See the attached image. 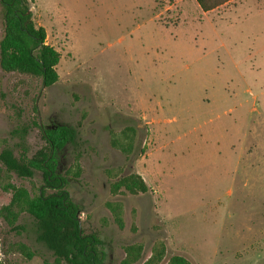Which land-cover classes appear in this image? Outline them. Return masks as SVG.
I'll return each mask as SVG.
<instances>
[{"label":"rangeland","instance_id":"obj_1","mask_svg":"<svg viewBox=\"0 0 264 264\" xmlns=\"http://www.w3.org/2000/svg\"><path fill=\"white\" fill-rule=\"evenodd\" d=\"M255 1L208 13L196 0L32 3L60 54L59 80L43 89L0 67V152L19 157L15 129L30 128L32 158L46 146L45 129L75 128L59 170L83 232L102 242L104 264H264V15H225ZM3 33L0 7V42ZM124 131L129 154L113 144L128 143ZM132 174L149 191L113 194ZM7 185L36 197L44 174L22 179L0 165V209L12 199ZM108 203L121 206L123 228ZM16 225L24 230L0 217V264H55L34 219L21 213Z\"/></svg>","mask_w":264,"mask_h":264},{"label":"trees","instance_id":"obj_2","mask_svg":"<svg viewBox=\"0 0 264 264\" xmlns=\"http://www.w3.org/2000/svg\"><path fill=\"white\" fill-rule=\"evenodd\" d=\"M230 1L232 0H196L205 13L214 11ZM34 2L35 0H0L4 25V35L0 42V67L7 74L15 73L39 79L43 88H50L59 80L57 66L60 54L47 44L45 28L37 26L34 22L31 12ZM29 132L28 127L11 132V137L20 140V155L17 157L13 150L5 148L0 152V165L7 174H15L22 179H31L35 170L42 171L45 187L40 189L36 197H31L26 189L7 185L5 191L12 192V199L9 205L0 209V217L12 227V231L18 232L24 230V227L16 225L19 214H29L35 222L37 241L52 252L55 264H104L102 242L96 234L83 232L80 218L82 211L72 200L67 189L68 180L61 176L59 170V154L69 144L74 143L75 128L58 125L45 129L43 139L46 146L32 158L28 157V149L24 145ZM122 136L128 140L127 144L120 140L114 141L113 144L123 153L129 154L133 149L132 142L126 131ZM48 189L53 192L49 193ZM148 191V185L137 174L121 178L112 185L113 194L127 192L139 195ZM107 207L114 213L119 227L123 228L121 206L108 203ZM20 252L28 260L35 256L25 245L20 247ZM155 261L156 259H152L146 264H155ZM123 264L130 263L124 261ZM171 264L189 263L182 257H174Z\"/></svg>","mask_w":264,"mask_h":264},{"label":"crops","instance_id":"obj_3","mask_svg":"<svg viewBox=\"0 0 264 264\" xmlns=\"http://www.w3.org/2000/svg\"><path fill=\"white\" fill-rule=\"evenodd\" d=\"M231 2H235V0L231 1ZM229 3L225 4L224 6L229 5ZM255 6L254 5H239L234 12L232 13H226L225 15L227 16V18L233 19L234 17H238V18H248L249 16L253 15V14H262L264 15V0L260 1V0H256L255 1ZM222 6V7H224ZM254 8V9H253ZM205 13V12H204ZM208 13V12H207ZM233 21V20H231Z\"/></svg>","mask_w":264,"mask_h":264},{"label":"water","instance_id":"obj_4","mask_svg":"<svg viewBox=\"0 0 264 264\" xmlns=\"http://www.w3.org/2000/svg\"><path fill=\"white\" fill-rule=\"evenodd\" d=\"M43 89H45V88H43Z\"/></svg>","mask_w":264,"mask_h":264}]
</instances>
